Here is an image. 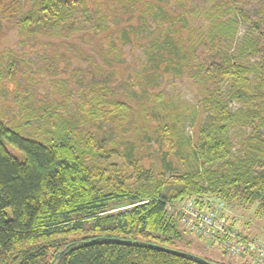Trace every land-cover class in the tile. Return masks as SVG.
Wrapping results in <instances>:
<instances>
[{"label":"trees","instance_id":"16d2710c","mask_svg":"<svg viewBox=\"0 0 264 264\" xmlns=\"http://www.w3.org/2000/svg\"><path fill=\"white\" fill-rule=\"evenodd\" d=\"M240 23L256 38L234 54L226 47ZM13 25L19 49L0 57V95L17 88L13 116L0 110V264H50L99 237L187 253L169 204L207 210L214 198L264 211L262 0H28ZM128 44L142 50L137 68L104 76ZM46 72L50 99L36 91ZM183 80L196 105L166 88ZM59 264L196 263L95 244Z\"/></svg>","mask_w":264,"mask_h":264},{"label":"rangeland","instance_id":"374dc122","mask_svg":"<svg viewBox=\"0 0 264 264\" xmlns=\"http://www.w3.org/2000/svg\"><path fill=\"white\" fill-rule=\"evenodd\" d=\"M27 1L28 0H0V6H2V14L0 15V57L1 55H7L10 52H14L19 49L17 32L13 22L16 19L19 11L23 9V6L27 5ZM262 1L264 2V0ZM247 36L256 38V34L252 29H250V27H247L244 25V23H240L233 43L230 46H227L226 49L235 54L237 48H239L241 42ZM130 46L131 45L128 44L123 48L125 51V53H123V61L120 63L119 67L115 68V75L111 76L109 73H106L103 74L104 76H110V78L113 80L122 81V79L127 76L129 70L137 68L143 59V53L140 48H130ZM29 58L33 60L32 56ZM94 59L97 60L95 56ZM258 60L259 58L254 57L249 61L250 63H254ZM242 63L246 64L244 61H242ZM74 65H78L84 69H87V67H89V62L81 57L80 59L74 61ZM41 77L43 82L37 86V94L42 98L50 99L51 96L47 94V90H50V86L47 84V79H50L51 77L48 72H46L45 75ZM166 88L172 91L175 99L178 101H184L189 105H196L194 90L186 80L178 83L175 82L172 84V87L171 84H168L166 85ZM16 91L17 88L11 84L8 87V94L2 96L0 95V110L6 113L9 118L13 116L15 109L14 101L16 100ZM222 92L224 94L228 92L226 84L222 86ZM229 106L231 110H234L237 107V105L234 103H231ZM70 107L71 109L75 108V99L70 101ZM192 129L193 127L188 122H186L184 125V135L190 137ZM239 135L240 134L236 132L235 138L239 137ZM237 140L238 138L233 142V150H238L240 148ZM6 148L18 160H24V155L22 152L8 145H6ZM205 201H208L207 203H209L208 209L204 210L205 212H212L213 214H216L218 218L226 221L227 225L232 224V229L238 233L245 237L247 236L255 238L264 244V211L259 214L257 210V204L242 207L234 201L225 203L215 200L214 198H205ZM190 202L192 203V201ZM168 213L174 215L171 210H168ZM175 217L178 218L177 216ZM178 220L179 229L183 232V240L180 243V246L183 248L185 242L191 241V247L187 253L218 263L256 264L252 257L247 256L246 259L243 260L240 259L241 256L226 254L221 245L217 243L216 240H210L203 235L189 230L188 228L186 229L185 226L180 222L179 218Z\"/></svg>","mask_w":264,"mask_h":264},{"label":"built area","instance_id":"2783aa9c","mask_svg":"<svg viewBox=\"0 0 264 264\" xmlns=\"http://www.w3.org/2000/svg\"><path fill=\"white\" fill-rule=\"evenodd\" d=\"M168 210L180 219L185 228L210 240H216L228 255L249 256L256 264H264V244L251 237H245L227 222L212 212H205L195 207L190 201L168 205Z\"/></svg>","mask_w":264,"mask_h":264},{"label":"water","instance_id":"95a60500","mask_svg":"<svg viewBox=\"0 0 264 264\" xmlns=\"http://www.w3.org/2000/svg\"><path fill=\"white\" fill-rule=\"evenodd\" d=\"M95 244H116V245H123V246L140 247V248L164 251L169 254L175 255L177 257L185 258L196 264H216V263L208 262L201 257L191 255L189 253H183L180 251L164 249L156 245H151V244H148L142 241H127V240H120V239H115V238H103V237L91 239L88 241H75V242H72L66 245L61 251H59L53 257L50 264H59V262L63 259V257L66 256L68 253L84 248V247H87V246L95 245Z\"/></svg>","mask_w":264,"mask_h":264}]
</instances>
